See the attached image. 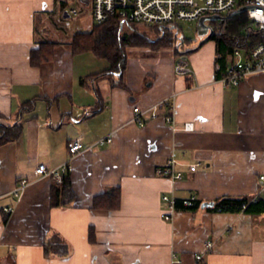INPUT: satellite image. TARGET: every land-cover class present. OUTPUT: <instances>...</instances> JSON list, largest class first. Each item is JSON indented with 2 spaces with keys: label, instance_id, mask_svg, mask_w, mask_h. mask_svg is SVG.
<instances>
[{
  "label": "crops",
  "instance_id": "crops-1",
  "mask_svg": "<svg viewBox=\"0 0 264 264\" xmlns=\"http://www.w3.org/2000/svg\"><path fill=\"white\" fill-rule=\"evenodd\" d=\"M81 2L69 32L71 16L59 0H0V124L24 127L19 140L0 148V264H195L200 253L203 264H264V215L204 207L260 193L264 73L228 86L216 77L218 44L207 34L187 54L130 46L123 75L89 77L111 63L74 53L75 35L96 25L92 0ZM45 41L57 43L53 55L34 65L32 51ZM182 55L189 76L176 72ZM28 101L35 109L22 115ZM172 105L174 124L167 121ZM136 107L158 116L140 125ZM72 140L87 146L72 162L76 199L56 207V180L36 169L66 163ZM172 159L181 180L158 172ZM24 179L29 184L18 192ZM116 187L119 209L93 207L97 195ZM164 195L196 197L201 205L166 220ZM57 238L66 255L46 252Z\"/></svg>",
  "mask_w": 264,
  "mask_h": 264
},
{
  "label": "trees",
  "instance_id": "trees-1",
  "mask_svg": "<svg viewBox=\"0 0 264 264\" xmlns=\"http://www.w3.org/2000/svg\"><path fill=\"white\" fill-rule=\"evenodd\" d=\"M214 27L219 31L218 34L212 37L218 44L216 77L222 79L228 75V68L235 61L234 54L237 48L242 47L251 50L257 44L264 43V28L255 25L246 12H240L229 16L225 20L218 21ZM149 30L155 34V38L149 36L151 32L139 29L138 25L124 24L121 20L113 19L103 24H96L90 32L77 33L74 37L73 50L76 54L92 52L97 57L110 61V69L89 76L101 79L124 74L127 66V48L130 46H152L159 49L162 47H182L186 42H191L185 36L181 38V33H184L182 28L174 30L172 28L153 27ZM56 45L57 43L51 41L42 42L39 49L32 51V63L39 65L43 61L51 59L53 48ZM177 53L186 54L181 53L180 50ZM34 109L35 102L28 101L24 103L21 109L22 115ZM23 131L22 121L14 125L1 123L0 148L7 143L19 140ZM52 199L53 205L56 207H68L74 203L76 195L72 188L71 173L65 174L61 183L58 181L54 183L52 186ZM251 200L249 197L224 198L215 204V209L229 212L245 211L256 216L264 215V198H260L256 202H250ZM121 203V189L116 187L97 195L94 198L93 207L95 209L117 210L121 207ZM246 204L248 206L244 209ZM200 205L201 203L198 201L195 206L185 208L183 202L179 201L177 207L178 210H196ZM52 251L66 255L67 246L62 239L57 238L56 241L46 244V252L51 253Z\"/></svg>",
  "mask_w": 264,
  "mask_h": 264
},
{
  "label": "built area",
  "instance_id": "built-area-1",
  "mask_svg": "<svg viewBox=\"0 0 264 264\" xmlns=\"http://www.w3.org/2000/svg\"><path fill=\"white\" fill-rule=\"evenodd\" d=\"M240 12H246L249 19L255 24L264 28V0H92V14L96 24H103L113 19L123 21L125 24L144 25L148 28H172L179 30L181 22H218L225 20L229 16ZM70 16L79 15V10L74 8L68 12ZM214 34L219 31L212 26ZM235 61L228 68V75L224 81L228 86H238L248 76L256 73H264V43L257 44L251 50L239 47L234 54ZM178 74L189 76L192 74V68L186 55H182L176 65ZM134 121L144 125L148 116L156 118L157 112L154 110H143L140 107L134 109ZM174 105L171 107V115L167 116V121L174 124ZM192 128L191 124L186 126ZM111 139H102L98 144H105ZM70 157L62 166L49 169L47 165L40 164L36 169L39 177L53 176L59 183L63 176L72 173V162L87 146L81 140H72L68 143ZM176 160L169 161L165 168L160 169V175L169 177L172 180H181L183 173L176 170ZM260 193L250 202H256L261 198V192L264 193V175L260 176ZM29 181L24 179L20 182L18 192L24 190ZM182 201L185 208H191L196 205V197L179 200L174 196L164 195L165 205L164 218L172 220L173 214L178 210V202ZM248 204L244 205L246 209ZM215 207V206H214ZM222 211V209H218ZM214 250V242L206 243V252ZM205 252V253H206ZM204 253L197 255L195 264H203Z\"/></svg>",
  "mask_w": 264,
  "mask_h": 264
},
{
  "label": "rangeland",
  "instance_id": "rangeland-1",
  "mask_svg": "<svg viewBox=\"0 0 264 264\" xmlns=\"http://www.w3.org/2000/svg\"><path fill=\"white\" fill-rule=\"evenodd\" d=\"M64 3V4H63ZM64 5L65 7V11L70 12L72 11L74 8H80L82 7L81 5L82 2L81 0H59V4L58 6H60L62 8L61 5ZM89 8H85V13H88ZM79 18L78 15H73L71 16L69 22H66V27H67V31H74L76 30V25H75V20ZM67 20V21H68ZM216 25V22H211L210 20H208L206 23H202V22H181L180 23V27L182 28L184 33H181V38H184V36L188 39L191 40V42H186L182 47L180 46H176L175 51L180 50L181 53H188L190 52L195 46L197 47V45H200L203 40L206 38L207 34L210 35V33L212 32V26ZM70 27V28H69ZM138 28L141 29L142 31H146V32H151L150 33V37L155 38V34L149 30L148 27L144 26V25H138ZM179 48V49H178ZM176 51V52H177Z\"/></svg>",
  "mask_w": 264,
  "mask_h": 264
},
{
  "label": "water",
  "instance_id": "water-1",
  "mask_svg": "<svg viewBox=\"0 0 264 264\" xmlns=\"http://www.w3.org/2000/svg\"><path fill=\"white\" fill-rule=\"evenodd\" d=\"M68 15H69V13L67 12L66 17H68ZM202 23H204V22L202 21ZM214 35H215V34H214V32L212 31L207 39H211ZM214 205H215V204H211V203L209 204V203H207V204H204V207H209V206L213 207Z\"/></svg>",
  "mask_w": 264,
  "mask_h": 264
}]
</instances>
